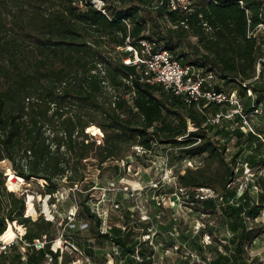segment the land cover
Listing matches in <instances>:
<instances>
[{
  "label": "trees",
  "instance_id": "16d2710c",
  "mask_svg": "<svg viewBox=\"0 0 264 264\" xmlns=\"http://www.w3.org/2000/svg\"><path fill=\"white\" fill-rule=\"evenodd\" d=\"M242 1L196 0L181 10L168 0H110L103 12L90 0H0V235L5 230L12 235L17 225L25 230L0 255V264H57L60 257L77 264L82 256L94 263L108 247L112 264H153L154 243L144 237L153 231V218L141 217L137 203L125 195L128 190L122 186L116 196L105 190L106 198L119 204L112 208L116 220L109 212L107 231L93 203L95 192L102 194L110 180L127 173L122 159L133 155L147 163L160 147L171 164L186 158L199 163L187 167L193 172L188 177L181 171H190L177 166L170 190H162L168 181L161 179L149 186V199L162 205L175 191L215 218L187 237L188 227L175 220L169 226L176 231L169 230L172 240L165 230L155 231L163 235L160 243L174 246L186 237L187 257L196 254L201 263L255 264L258 258L251 257L248 245L264 233V174H258L264 167V68L256 73L263 39L249 37L248 30L264 21V0ZM142 39L154 42L155 49H170L202 74L212 72L205 87L235 91L241 113L226 117L228 102L202 101L199 107L142 79L136 65L124 62L133 53L119 48L141 49ZM218 112L223 114L213 121ZM242 114L253 129H246ZM82 137L84 146H78ZM136 145L147 151L137 153ZM93 148L96 162L88 160ZM245 170L254 175L256 196L248 186L239 192L234 184ZM10 173L36 189H9ZM105 175L110 178L102 180ZM62 188L71 190L73 203L62 219L61 237L78 251L52 248L57 209L48 219L35 203L37 216L26 215L27 194H49V205H55ZM28 206L30 212L31 200ZM217 228H224L225 236L219 237ZM205 232L213 238L208 247L198 240ZM36 238L46 240L44 247L33 245ZM180 243L177 251L186 245Z\"/></svg>",
  "mask_w": 264,
  "mask_h": 264
},
{
  "label": "rangeland",
  "instance_id": "374dc122",
  "mask_svg": "<svg viewBox=\"0 0 264 264\" xmlns=\"http://www.w3.org/2000/svg\"><path fill=\"white\" fill-rule=\"evenodd\" d=\"M254 122H257L256 119H254ZM247 129V128H246ZM248 130V129H247ZM83 136V135H82ZM83 138V137H82ZM83 140V139H82ZM232 142V141H231ZM14 144V142H12ZM96 145V144H95ZM231 145V144H230ZM80 146V144H79ZM231 150L229 151L230 155L233 153V146L231 145ZM165 148L160 147L155 149L150 155L149 160H147V163L142 162V160L136 161L133 163V166H131V170H127V173L123 175V178L112 179L111 184L105 185L103 187V192L109 188L114 195L121 194L120 187L123 186V189L125 190V187L128 186L129 190L127 191V196H131L133 198L132 202H136L137 206L134 208H140L142 209V214H149L153 218V223L151 225L153 231H149L150 235H145L144 237L147 238L148 236H151V242L154 243V247L156 250V255L153 260V264H197V262H200L198 260V257L196 254H192L191 258L187 257V254L190 252L188 246L189 243L186 241V237L188 234H196L201 228L204 227L206 222L213 223L215 221L214 215L209 214L208 212H204L197 204L190 203L187 200L182 197L183 195L177 194L175 191L173 193H169L168 196H164L162 200V205L159 204V199L152 197L149 199L151 193V190L149 189L151 185H154V182H158L159 179L165 181L163 177L165 176V169L168 168L174 172V169H176L177 166H182V168H188L195 167L197 163H199V160L197 159H189L186 158L182 160L181 162H177L176 164H171L170 162H165V157H163V152ZM131 158V156H129ZM89 158V159H88ZM88 160H91V162H96L95 158V151L94 148L92 149V152L88 154ZM132 159V158H131ZM2 165H5V162L1 163ZM123 164V163H122ZM145 164V165H144ZM188 167V168H187ZM190 174L183 173L187 177L192 175V170H189ZM258 174H264V167H261L258 170ZM15 175V174H14ZM11 177V173L7 178V186L9 189H14L18 192L24 191L26 186H31L32 188L36 189L35 184H28L23 179L14 176ZM108 177V175H105L102 180H105ZM234 184L238 186L239 192L243 190L244 187L248 186L250 191L256 196L257 192L259 190V187L256 186L254 183V175L252 172L245 170L243 172H240L234 181ZM147 186V187H146ZM174 185L171 181H168L165 183L162 187V190H170ZM144 188V189H143ZM118 191V193H117ZM68 191L67 188H62L59 192H57V203L55 205H49L48 202L45 201V197H36L35 199H32V208L29 212V208L26 209V214L37 216V207L35 203H39L41 206L42 211L46 210V212H49L51 214H54V210L57 209L58 211V217L56 219V225H54L53 229L51 230V237H53V242H55L54 246L56 245H62V242L59 241V238L62 236L63 231V223L62 219L64 216L69 212V206L72 205L73 200L67 195ZM102 192V194H103ZM131 192H134L133 195ZM95 201H97L102 194L99 192L96 193ZM100 194V195H99ZM31 195V193H29ZM29 195H26V199L28 200ZM32 196V195H31ZM104 196V195H103ZM106 196V195H105ZM99 197V198H97ZM149 199V200H148ZM109 201L107 198L104 202L105 209H108L109 212H111V219L114 221L116 220V212L112 209V202ZM47 205V209H46ZM127 205V204H126ZM127 208V207H126ZM173 211V212H172ZM60 212V213H59ZM173 213V214H172ZM142 217V216H141ZM261 219H264V211L260 217ZM180 221L183 226H187L188 229L186 231V237L182 238L179 237L177 241H175V245L171 246L168 245L169 243H165V245L160 243V238L165 235L167 239L172 240L169 234H171V231L176 232L174 229L170 228L169 226L173 221ZM176 226V225H175ZM14 231L17 230H24L21 226L13 227ZM170 228V229H169ZM158 229L165 230V233L160 237L159 234L162 233H156ZM156 231V232H155ZM225 229L224 228H217L216 233L219 235V237H222L223 234L225 236ZM172 236V235H171ZM199 242H201L204 246L208 247L212 244L213 238L208 235L207 232H205L201 238H198ZM180 241L185 243L186 245H183L182 250L177 251L176 247L180 245ZM52 242V246H53ZM68 250H70L67 247ZM63 251V250H62ZM106 255H99V259L94 261V263H89L88 259L83 257L81 258L80 262L77 264H112L114 261V257L111 254V249L108 247L106 249ZM115 251V250H113ZM248 251L251 255L257 256V260L255 261V264H264V233L260 234L258 237L254 238L252 242L248 245ZM110 252V253H109ZM57 264H66L62 261V257H60V260ZM204 264V263H201Z\"/></svg>",
  "mask_w": 264,
  "mask_h": 264
},
{
  "label": "built area",
  "instance_id": "2783aa9c",
  "mask_svg": "<svg viewBox=\"0 0 264 264\" xmlns=\"http://www.w3.org/2000/svg\"><path fill=\"white\" fill-rule=\"evenodd\" d=\"M90 1L99 10L106 12L107 3L110 0ZM195 1L196 0H168L171 8L181 10L191 9ZM240 3L243 4V1L240 0ZM81 5H83V2H81ZM248 36L256 38L261 37L263 39V49L256 63V73L259 74L261 68H264V21L258 23L255 27L250 28L248 30ZM140 44L141 49L132 44H127L126 46L119 48H125V50L133 53V55L125 57L124 62L136 65L141 71L142 79L149 81L150 83H161L165 87L170 88L174 93L183 95L188 102H195L199 107L203 105L202 101L228 102L232 105V107L224 114L226 117L231 118L234 113H241V102L235 91L227 92L225 90H216L214 88L205 87V82L213 76L212 72L202 74L200 69L189 64H182L179 59L174 57L170 49H155L156 44L149 40L142 39ZM248 94H252L251 89H248ZM255 112H260V109L256 108ZM222 114V112L216 113L212 117V120L218 121ZM242 121L247 129H253L246 115L242 114ZM99 136L102 139L101 143H103V131H100ZM82 142L83 140L80 142V146H84ZM134 150L137 153H144L147 151L142 145L134 146ZM131 158L129 157L126 160L122 159V163L123 165H126L127 170H131V166L135 163V157L131 155ZM164 161L167 162V159L165 158ZM164 175L163 179L165 181H171L175 178L172 171L168 168L165 169ZM155 184L156 183L154 182V185ZM125 190H129V187L126 186ZM180 190L183 191V188H180ZM205 190L208 191L207 189ZM105 194L106 193L104 191L102 196H100L97 201L94 200L95 202L93 203V208L96 209L98 215L103 218V231H107L110 228V223L108 221L109 210L105 209L103 205L106 200ZM31 195H29L26 202L27 207L29 200L35 199V196L33 194ZM48 199L49 194L45 196V201L48 202ZM111 204L112 208L117 209L119 207V204L115 201ZM75 209L76 207L74 206L70 210V214H74ZM140 211L142 212L141 208ZM43 212L45 213L46 218L54 219V214H51L50 211L46 212V210H43ZM142 217L147 218L148 216L147 214H142ZM9 225H11V223H9ZM5 232L6 230L0 235V255L7 253L13 243H15L18 239H22L25 230L14 231L12 235L8 236ZM59 241L62 242V245L54 246L55 242H53L52 248L55 251L58 248L64 249L66 247L78 251L77 247L70 243L69 240L60 237ZM45 243L46 240L44 238H36V240L33 241V245H35L36 248L44 247Z\"/></svg>",
  "mask_w": 264,
  "mask_h": 264
},
{
  "label": "bare ground",
  "instance_id": "6f19581e",
  "mask_svg": "<svg viewBox=\"0 0 264 264\" xmlns=\"http://www.w3.org/2000/svg\"><path fill=\"white\" fill-rule=\"evenodd\" d=\"M11 177H13V176H11ZM14 233V232H13Z\"/></svg>",
  "mask_w": 264,
  "mask_h": 264
}]
</instances>
